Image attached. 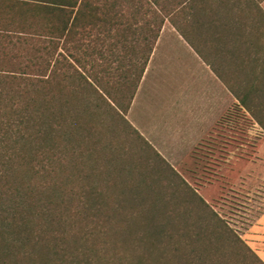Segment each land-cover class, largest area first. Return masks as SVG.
<instances>
[{"label":"trees","instance_id":"16d2710c","mask_svg":"<svg viewBox=\"0 0 264 264\" xmlns=\"http://www.w3.org/2000/svg\"><path fill=\"white\" fill-rule=\"evenodd\" d=\"M262 1L246 2L257 18ZM233 2L0 0V264H168L169 255L181 264L187 253L181 238L166 230L171 216L144 210L165 199L148 200L146 180H112L106 193V180H85V158L115 142L106 116L125 119L164 24L198 50L196 41L212 38L218 12ZM93 34L92 79L86 46ZM102 34L114 40L111 58L125 66L141 61L133 84L127 72L113 81L98 77ZM249 85L252 92L264 86V69ZM237 97L264 129L260 100L253 108L257 97Z\"/></svg>","mask_w":264,"mask_h":264},{"label":"rangeland","instance_id":"374dc122","mask_svg":"<svg viewBox=\"0 0 264 264\" xmlns=\"http://www.w3.org/2000/svg\"><path fill=\"white\" fill-rule=\"evenodd\" d=\"M237 3L236 0L232 5ZM164 25L166 31L176 29L169 21ZM95 38L96 34L89 36L86 46V70L92 79L96 75L91 67L96 60L92 53ZM100 38L105 55L98 77L103 82L113 81L127 72L128 81L133 84L141 61L137 59L134 66L121 64L123 59L110 57L109 44L114 40L105 34ZM123 46L117 52L124 57ZM108 75L112 78L107 80ZM230 113L211 135L199 139L193 151L174 154L164 151V121L149 120L156 125L152 131L158 135L142 138L124 122L128 120L126 116L116 121L108 114L110 117H106L111 120L108 129L117 138L102 155H86L85 168L89 174L85 180H106L107 184L124 180L127 185L146 180L148 200L162 198L165 203L153 209L147 203L145 212L162 211L170 215L171 223L166 230L175 232L183 242V252L193 256L181 257V264H261L246 252L244 244L264 262V133L235 108ZM171 155L176 161L172 162ZM74 180L79 177L75 175ZM109 187L106 193L114 189L113 185ZM138 209L137 213L144 212L143 208ZM168 258V264L179 262L173 255Z\"/></svg>","mask_w":264,"mask_h":264},{"label":"crops","instance_id":"0c3cea01","mask_svg":"<svg viewBox=\"0 0 264 264\" xmlns=\"http://www.w3.org/2000/svg\"><path fill=\"white\" fill-rule=\"evenodd\" d=\"M227 8L218 12L212 38L196 41L198 50L164 25L150 56L126 118L144 137L158 135L149 120L164 121L166 153L193 151L233 108L264 133L237 97L249 92L258 98L253 108L260 100L264 109V86L252 92L249 85L253 74L264 69V1L258 18L246 2Z\"/></svg>","mask_w":264,"mask_h":264}]
</instances>
